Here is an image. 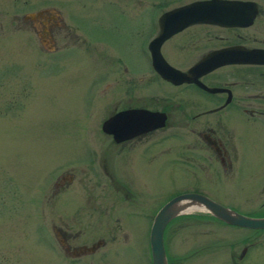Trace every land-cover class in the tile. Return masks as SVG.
Masks as SVG:
<instances>
[{
    "label": "flooded vegetation",
    "instance_id": "obj_1",
    "mask_svg": "<svg viewBox=\"0 0 264 264\" xmlns=\"http://www.w3.org/2000/svg\"><path fill=\"white\" fill-rule=\"evenodd\" d=\"M63 4L21 15L41 43L51 42L50 52L55 38L61 48L71 43L61 53L91 73L82 75L89 91L74 120L68 115L62 123L86 139L59 142L56 152L74 158L60 162L53 178L47 161L42 192L17 205L44 229L46 263L147 257L151 264L154 215L182 193L264 216V173L245 168L243 156L246 147L264 148V0ZM192 68L187 80L171 77V69ZM148 78L166 91H148ZM162 176L177 183L164 201ZM196 225L201 238L194 237ZM211 225L224 230L215 241ZM162 238L167 264H264V228L227 223L200 204L170 219Z\"/></svg>",
    "mask_w": 264,
    "mask_h": 264
},
{
    "label": "rangeland",
    "instance_id": "obj_2",
    "mask_svg": "<svg viewBox=\"0 0 264 264\" xmlns=\"http://www.w3.org/2000/svg\"><path fill=\"white\" fill-rule=\"evenodd\" d=\"M63 1L0 0V259L2 264H48L45 261L47 248L43 237L44 229L30 223L17 205L27 201L28 198L30 201L34 195L42 192L37 186L42 183L45 168L48 166L47 161L51 160V168L55 167L50 172L53 178V174L60 167V162L74 158L72 155L62 156L56 152L59 142L76 145L83 136L86 139L84 132L64 129L62 123L68 115L74 120L76 110L89 91L87 86L80 85L83 80L86 81L82 75L88 77L91 75L89 69L85 66H76L77 64L71 62L74 59L70 60L61 53L70 50L71 43L67 48H61V39L55 38L53 45L57 50L50 52L48 49L51 47V42L46 40L41 43L31 29L30 23L21 18L23 13L42 6H53L59 11L64 5ZM104 10L107 8L104 7ZM110 22L113 23L111 20ZM122 52L130 64V61L135 62L132 52H127L124 48ZM158 87L162 88L160 89L162 92L166 91L163 86L149 81L148 78V91L152 88L159 89ZM243 156L245 168L264 173L263 147H246ZM25 180L30 182V187L26 186L23 189ZM16 182H19V185H16ZM12 183L19 192H16ZM45 183L46 181L41 185L42 188ZM19 186H22L23 190L20 191ZM176 186L175 181L163 178L161 200L164 201L171 193L170 190ZM15 194L19 195V200H16ZM161 200H157L156 203H160ZM25 205H22V208H25ZM211 229L212 241L217 240L224 233L222 228L214 225H211ZM145 230L147 231V226ZM201 234L202 227L196 225L194 237L201 238ZM146 258H134L131 262L148 264ZM114 262H117L116 259ZM131 262L130 264H133Z\"/></svg>",
    "mask_w": 264,
    "mask_h": 264
},
{
    "label": "water",
    "instance_id": "obj_3",
    "mask_svg": "<svg viewBox=\"0 0 264 264\" xmlns=\"http://www.w3.org/2000/svg\"><path fill=\"white\" fill-rule=\"evenodd\" d=\"M172 70L171 77L179 81L187 80L196 68L187 73ZM192 204H200L207 208L216 218L227 223L251 228H264V216L250 217L233 211L212 199L195 193H182L168 199L155 213L149 230V249L151 264H167L163 247L162 233L166 223L174 216L187 210Z\"/></svg>",
    "mask_w": 264,
    "mask_h": 264
}]
</instances>
